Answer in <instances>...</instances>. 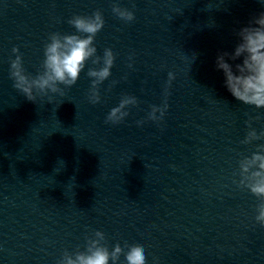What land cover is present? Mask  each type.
I'll return each instance as SVG.
<instances>
[{
	"label": "clouds",
	"instance_id": "obj_1",
	"mask_svg": "<svg viewBox=\"0 0 264 264\" xmlns=\"http://www.w3.org/2000/svg\"><path fill=\"white\" fill-rule=\"evenodd\" d=\"M111 10L113 15L126 23L136 18L133 10L121 7L118 2L112 4ZM67 23L75 32L49 34L48 42L44 44L41 70L34 76L26 71L19 48L13 47L15 58L10 60L9 77L16 90L35 102L38 96H48L49 93L64 95L65 89H70L77 83L90 60L94 67H89L86 72L91 81L89 101L98 104L101 100L99 87L112 75L111 69L116 58L111 48H105L102 56L97 55L95 39L105 26L103 12L97 9L91 15H73ZM236 36L238 43L234 51L218 53L216 68L223 72L224 85L236 100L255 109H264V12L253 17L247 26L240 28ZM238 60L239 63H229ZM174 79V73L169 72L167 85L170 86ZM115 83L117 82L113 81ZM167 94L166 87L165 97ZM137 104L135 96L124 95L119 104L109 111L105 123H122L129 115L126 109ZM167 108L166 99L162 106L152 105L147 119L159 121ZM253 119L258 120L260 117L246 121L248 131L240 141L243 145L264 140V129L258 132L252 127ZM143 123V120L137 121L138 126ZM237 163L238 173H233V176L238 175L239 178H234L233 183L257 198L259 203L256 205L254 220L264 227V143L256 144L255 151L250 155L241 154ZM106 241V234L96 230L86 237L84 251L69 253L65 250L57 264H119L121 256L124 257L125 264H147L142 245L124 242L122 246L117 242L109 249Z\"/></svg>",
	"mask_w": 264,
	"mask_h": 264
}]
</instances>
